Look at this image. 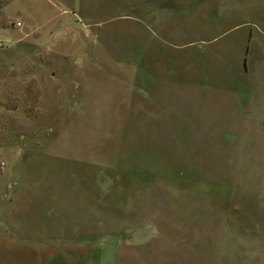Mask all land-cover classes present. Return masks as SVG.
<instances>
[{"label": "rangeland", "instance_id": "rangeland-1", "mask_svg": "<svg viewBox=\"0 0 264 264\" xmlns=\"http://www.w3.org/2000/svg\"><path fill=\"white\" fill-rule=\"evenodd\" d=\"M103 246L264 264V0H0V264Z\"/></svg>", "mask_w": 264, "mask_h": 264}, {"label": "crops", "instance_id": "crops-1", "mask_svg": "<svg viewBox=\"0 0 264 264\" xmlns=\"http://www.w3.org/2000/svg\"><path fill=\"white\" fill-rule=\"evenodd\" d=\"M80 251L76 253L75 251ZM77 250L63 249L60 252L54 251L50 252L48 249L39 250V252L26 253L30 259L36 255L41 256L35 262L26 264H97L98 260H101L104 264H120V260L123 261L122 264H132L130 259L125 258V255H130L127 250L121 247H102V249L90 248H78ZM76 255L77 257H75ZM84 255L82 257H79ZM27 256V257H28ZM98 256L100 257L98 259ZM139 262L140 259L138 258Z\"/></svg>", "mask_w": 264, "mask_h": 264}]
</instances>
